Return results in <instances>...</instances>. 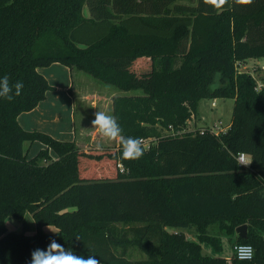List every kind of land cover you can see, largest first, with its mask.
<instances>
[{"label": "trees", "instance_id": "trees-1", "mask_svg": "<svg viewBox=\"0 0 264 264\" xmlns=\"http://www.w3.org/2000/svg\"><path fill=\"white\" fill-rule=\"evenodd\" d=\"M187 1L0 0V77L24 84L0 98V264H29L52 239L100 264H264V84L238 69L264 58V0L219 13ZM55 63L141 90L112 99L123 135L149 141L140 159L21 126L55 88L39 70ZM216 98L234 99L229 128L188 130L200 101ZM34 142L46 148L29 157ZM27 213L35 233L7 227ZM243 224L248 237L233 245H253V259L204 252L222 249L210 227L234 235ZM193 228L196 239L183 231Z\"/></svg>", "mask_w": 264, "mask_h": 264}, {"label": "rangeland", "instance_id": "rangeland-1", "mask_svg": "<svg viewBox=\"0 0 264 264\" xmlns=\"http://www.w3.org/2000/svg\"><path fill=\"white\" fill-rule=\"evenodd\" d=\"M183 2H188L183 0ZM53 65V64H52ZM49 66L46 69L48 79L51 80L55 88L50 91V98L48 105L46 106L48 112L45 110L41 118L46 119L47 125L53 129V134H50L54 138L61 141H75L80 138L84 139V142L76 143L81 149H98V148H116L117 143L108 141L103 138L96 128H93L92 121L95 118L94 114L97 111H104L109 115H113V107L106 103V100L99 97L100 94L105 91L115 96L116 94H134L140 93L139 90H131L129 92H123L117 89L113 85L106 84L91 75L80 71L76 68L73 69V74L68 70H65V66ZM264 58L257 60H248L239 67L240 71H247L254 75L258 80V87L264 84ZM143 79L145 77L144 72H139ZM50 82V83H51ZM51 83V84H52ZM214 85H219V75L216 76ZM72 93H70V88ZM69 88V89H68ZM86 91L91 92L92 96H89L86 100L81 93ZM83 98V99H82ZM215 102V105H214ZM234 99L232 98H216V99H203L199 103L197 113H195L189 121L188 130L196 131L201 128L214 129L215 131L227 130L232 121L233 116ZM44 109V108H42ZM48 113V114H47ZM38 112H36L35 121H42L38 119ZM43 132V131H42ZM166 132V131H164ZM46 133V132H45ZM46 146H42L40 142H34L29 151V157L37 155L41 149H45ZM50 158L56 159L57 154L53 149L49 151ZM44 160L42 159V162ZM7 227L10 230L21 232L25 230L28 234L35 233L37 226L31 213H27L23 221H18L14 217H8ZM9 224V226H8ZM55 232L56 227L45 226L43 229L47 232ZM215 227H210V232L214 237L220 239L222 249L216 251L211 245L206 246L203 243L204 252L207 254H214L219 257L231 259L234 256L233 244L236 242L238 234L234 235L222 234L215 230ZM187 234L188 238L196 239L197 232L195 228L190 230H183ZM131 259L145 258L143 254L137 248L130 249Z\"/></svg>", "mask_w": 264, "mask_h": 264}, {"label": "clouds", "instance_id": "clouds-1", "mask_svg": "<svg viewBox=\"0 0 264 264\" xmlns=\"http://www.w3.org/2000/svg\"><path fill=\"white\" fill-rule=\"evenodd\" d=\"M254 2L255 0H203L205 5L210 6L217 13L224 10L225 6H250ZM23 88L24 84L21 81L12 84L7 75L0 77V98L12 101L21 95ZM94 116L93 128H96L103 138L120 145L122 159L138 160L144 155L142 139L123 135V129L114 115L97 111ZM252 161L245 153H240L236 164L248 166ZM235 251L240 260H251L254 257V249L251 245H237ZM29 264H100V261L94 255H88L87 258L76 255L72 249H65L63 245L52 239L46 249L37 248L31 252Z\"/></svg>", "mask_w": 264, "mask_h": 264}, {"label": "crops", "instance_id": "crops-1", "mask_svg": "<svg viewBox=\"0 0 264 264\" xmlns=\"http://www.w3.org/2000/svg\"><path fill=\"white\" fill-rule=\"evenodd\" d=\"M85 12L86 14L89 16L90 13H89V10L88 8L85 9ZM250 60H253V59H250ZM52 66H60L58 63H55L53 64ZM47 70V68H44ZM45 76L46 78L48 79V76L46 74V70H43L42 68L39 69ZM65 70L66 71H70L71 72V75L73 74V69H69L68 67L65 66ZM49 80V79H48ZM51 82V80H49ZM52 83V82H51ZM53 84V83H52ZM69 89V88H68ZM71 89H73L71 87ZM72 91V90H71ZM91 92L93 91H86V92H83L81 93V95H83V97L85 98V100L89 97V96H92L91 95ZM72 93V92H71ZM50 91L47 93V97L44 101H42L36 108H34L32 111H28V112H24L22 114H20V116L18 117V120H19V123L21 124V126L24 128V129H27V130H39V131H43V132H46V133H50V134H53V129H56V128H50L48 125H47V122H46V119L44 118H41L40 116L41 115H45L44 112L45 110L48 112V109H47V105H48V102H49V98H50ZM113 94L112 96L105 91L104 93L100 94L99 97H101V99H104L106 100V103L108 102V104L110 105L111 103V106H112V99H113ZM83 99V98H82ZM44 108V109H42ZM113 109V108H112ZM36 112H38V119H42L44 120V122L42 121H35V117H36ZM48 114V113H47ZM81 142H84V139L80 138L76 143H81ZM42 146H45L44 144H42ZM6 222L8 223V218L6 220ZM9 226V224H8ZM10 229V228H9Z\"/></svg>", "mask_w": 264, "mask_h": 264}, {"label": "built area", "instance_id": "built-area-1", "mask_svg": "<svg viewBox=\"0 0 264 264\" xmlns=\"http://www.w3.org/2000/svg\"><path fill=\"white\" fill-rule=\"evenodd\" d=\"M242 64H244V63H241V62H239L238 63V69H239V67L242 65ZM263 68H264V66H262ZM261 87V86H260ZM214 105H215V102H214ZM214 130V129H213ZM215 131V130H214ZM222 131H224V130H222ZM222 131H220V132H222ZM217 134L218 133H220V132H218V131H215ZM175 134V133H174ZM143 141V144L146 146V147H149L148 146V144H149V141L148 140H142ZM243 153V152H242ZM240 154V153H239ZM238 154V155H239ZM246 154V153H245ZM247 155V154H246ZM249 158H250V156L249 155H247ZM238 157V156H237ZM249 166V165H248ZM247 166V167H248ZM237 245H251V244H245V243H240V244H235V245H233V250H234V258H237V259H239L238 257H237V254H236V246ZM252 247H253V245H251ZM253 249H254V247H253ZM254 255H255V249H254ZM240 260V259H239Z\"/></svg>", "mask_w": 264, "mask_h": 264}, {"label": "water", "instance_id": "water-1", "mask_svg": "<svg viewBox=\"0 0 264 264\" xmlns=\"http://www.w3.org/2000/svg\"><path fill=\"white\" fill-rule=\"evenodd\" d=\"M239 237L246 239L248 237V224H243L236 228Z\"/></svg>", "mask_w": 264, "mask_h": 264}]
</instances>
